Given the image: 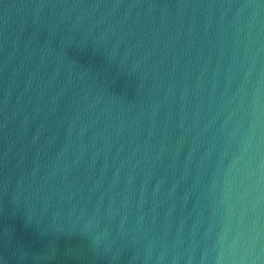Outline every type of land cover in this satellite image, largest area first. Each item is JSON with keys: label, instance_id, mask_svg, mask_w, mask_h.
<instances>
[{"label": "water", "instance_id": "water-1", "mask_svg": "<svg viewBox=\"0 0 264 264\" xmlns=\"http://www.w3.org/2000/svg\"><path fill=\"white\" fill-rule=\"evenodd\" d=\"M253 127L264 0H0V264H217Z\"/></svg>", "mask_w": 264, "mask_h": 264}, {"label": "clouds", "instance_id": "clouds-1", "mask_svg": "<svg viewBox=\"0 0 264 264\" xmlns=\"http://www.w3.org/2000/svg\"><path fill=\"white\" fill-rule=\"evenodd\" d=\"M228 192L237 208L234 223L218 239L217 264H258L264 251V143L256 128L247 133L229 168Z\"/></svg>", "mask_w": 264, "mask_h": 264}]
</instances>
